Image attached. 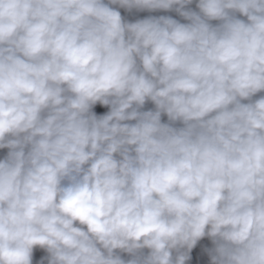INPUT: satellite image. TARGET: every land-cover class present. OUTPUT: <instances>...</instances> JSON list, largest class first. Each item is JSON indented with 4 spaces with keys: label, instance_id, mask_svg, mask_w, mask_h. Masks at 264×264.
Here are the masks:
<instances>
[{
    "label": "clouds",
    "instance_id": "obj_1",
    "mask_svg": "<svg viewBox=\"0 0 264 264\" xmlns=\"http://www.w3.org/2000/svg\"><path fill=\"white\" fill-rule=\"evenodd\" d=\"M0 264H264V0H0Z\"/></svg>",
    "mask_w": 264,
    "mask_h": 264
}]
</instances>
